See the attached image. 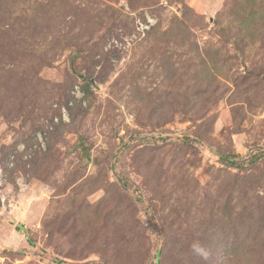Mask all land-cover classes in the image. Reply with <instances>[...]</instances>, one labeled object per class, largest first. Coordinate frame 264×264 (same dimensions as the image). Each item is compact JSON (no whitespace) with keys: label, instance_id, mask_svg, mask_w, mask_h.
<instances>
[{"label":"rangeland","instance_id":"374dc122","mask_svg":"<svg viewBox=\"0 0 264 264\" xmlns=\"http://www.w3.org/2000/svg\"><path fill=\"white\" fill-rule=\"evenodd\" d=\"M0 264H264V0H0Z\"/></svg>","mask_w":264,"mask_h":264},{"label":"trees","instance_id":"16d2710c","mask_svg":"<svg viewBox=\"0 0 264 264\" xmlns=\"http://www.w3.org/2000/svg\"><path fill=\"white\" fill-rule=\"evenodd\" d=\"M87 89L85 88V91H86ZM86 94H88V91H86ZM259 156H256V158H253L252 160H250V162H255L256 160H257V158H258ZM221 158H222V160L225 162V163H227V164H229V165H233V166H236V167H241V166H243V164L244 163H242V160H236V158H237V155H232V156H228V155H226V154H222V156H221ZM19 230H24V226L23 225H18V227H17ZM30 243H32V241H31V239H30Z\"/></svg>","mask_w":264,"mask_h":264},{"label":"built area","instance_id":"2783aa9c","mask_svg":"<svg viewBox=\"0 0 264 264\" xmlns=\"http://www.w3.org/2000/svg\"><path fill=\"white\" fill-rule=\"evenodd\" d=\"M73 92L76 94L77 97L78 96H82L83 97V94L84 93H83V90L81 89V87L79 85H76L75 86ZM62 115H63L64 118H66L68 116V112H67V110L65 108L63 109ZM38 137H39V140L40 141H43V135H42V133H39V136Z\"/></svg>","mask_w":264,"mask_h":264},{"label":"water","instance_id":"95a60500","mask_svg":"<svg viewBox=\"0 0 264 264\" xmlns=\"http://www.w3.org/2000/svg\"><path fill=\"white\" fill-rule=\"evenodd\" d=\"M78 76H79L80 78L84 79V80H87V78H86L84 75H82V74H78ZM93 82H94V81H93Z\"/></svg>","mask_w":264,"mask_h":264},{"label":"clouds","instance_id":"9594fccd","mask_svg":"<svg viewBox=\"0 0 264 264\" xmlns=\"http://www.w3.org/2000/svg\"><path fill=\"white\" fill-rule=\"evenodd\" d=\"M197 252H201V253H203V250L202 249H200V248H196L195 249ZM203 254H205L206 255V253H203Z\"/></svg>","mask_w":264,"mask_h":264}]
</instances>
